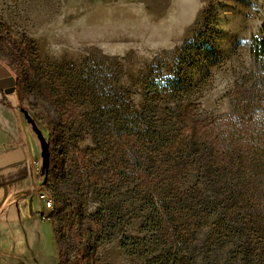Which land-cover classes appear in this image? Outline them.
<instances>
[{"label": "rangeland", "instance_id": "rangeland-1", "mask_svg": "<svg viewBox=\"0 0 264 264\" xmlns=\"http://www.w3.org/2000/svg\"><path fill=\"white\" fill-rule=\"evenodd\" d=\"M262 38L264 0H0V92L10 105H1L9 126L0 131L21 141L23 108L50 140L52 166L43 178L39 142L28 129V170L43 180L38 191L60 205L67 264H81L89 220L93 240L102 239L95 264H153L161 255L135 190L134 152L116 138L151 105L170 125L181 100L197 104L202 118L231 113L230 91L252 68L251 47ZM177 86L180 95L157 99L156 88ZM30 202L42 212L36 196ZM40 222L41 241L20 264L59 262L52 225ZM227 251L205 264H234Z\"/></svg>", "mask_w": 264, "mask_h": 264}, {"label": "trees", "instance_id": "trees-1", "mask_svg": "<svg viewBox=\"0 0 264 264\" xmlns=\"http://www.w3.org/2000/svg\"><path fill=\"white\" fill-rule=\"evenodd\" d=\"M251 59L252 68L230 91L231 113L202 118L197 104L181 100L177 122L170 125L160 107L151 105L136 111L130 130H121L116 138L134 152L135 190L145 207L148 231L161 242V255L153 264H205L206 258L225 250L234 264H264V38L254 40ZM155 90L158 100L180 95L178 86ZM14 92L22 104L25 91L17 80ZM19 111L39 142V175L47 177L50 140L23 108ZM42 122L52 129L49 119ZM102 138L106 147L107 136ZM42 185L43 180L40 189ZM53 204L45 220L54 230L58 264H67L57 235L60 205ZM88 222L81 264H95L102 242L93 240L94 223Z\"/></svg>", "mask_w": 264, "mask_h": 264}, {"label": "crops", "instance_id": "crops-1", "mask_svg": "<svg viewBox=\"0 0 264 264\" xmlns=\"http://www.w3.org/2000/svg\"><path fill=\"white\" fill-rule=\"evenodd\" d=\"M1 105L10 108L8 100L0 95V112L3 111ZM2 114L0 125H5L7 129L8 115L3 117ZM25 123L21 122L24 136L15 144L9 142L3 130L0 131V264L22 263L29 251L41 241V219L39 213L33 211L30 202L31 198L37 197L40 184L28 170V153L32 143L28 134L30 127L27 128ZM53 240L58 257L54 230Z\"/></svg>", "mask_w": 264, "mask_h": 264}, {"label": "built area", "instance_id": "built-area-1", "mask_svg": "<svg viewBox=\"0 0 264 264\" xmlns=\"http://www.w3.org/2000/svg\"><path fill=\"white\" fill-rule=\"evenodd\" d=\"M37 199L42 205V212L39 213L40 219L45 220L48 214L53 210L54 204L46 191L39 190L37 192Z\"/></svg>", "mask_w": 264, "mask_h": 264}]
</instances>
